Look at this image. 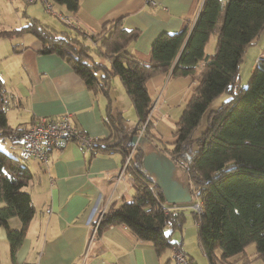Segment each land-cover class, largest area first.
<instances>
[{
	"label": "trees",
	"instance_id": "1",
	"mask_svg": "<svg viewBox=\"0 0 264 264\" xmlns=\"http://www.w3.org/2000/svg\"><path fill=\"white\" fill-rule=\"evenodd\" d=\"M49 1L75 13L80 0ZM216 27L215 49L207 55L204 49ZM22 30H29L40 41V54L64 59L89 90L104 92L95 76L97 70L103 72L105 82L111 76L120 79L139 125L145 124V138L171 160L187 165L192 194L201 203V214L192 211V216L198 224L199 246L209 264L264 261V55L256 60L247 86H238L245 52L264 30V0H227L224 4L221 0H203L191 29L184 26L176 33L159 34L145 58L128 52L139 31L124 29L122 19L105 23L98 34L83 30L58 33L37 21ZM16 33L0 31V37ZM94 55L109 66L97 62ZM165 74L196 78L172 143L156 137L149 115L152 99L147 82ZM221 94L228 99L208 113L206 127L196 137L194 133L208 106ZM3 98L0 81V139L14 144L26 128L8 126L1 108ZM124 121L121 113L112 114L107 109L104 124L108 135L95 140L89 150L92 156L120 154L124 163L130 152L128 140L141 129L127 131ZM141 159L142 154L135 149L124 170L132 196L121 205L112 203L106 208L97 232L124 225L137 240L151 243L160 256L179 246L171 236L181 229L184 211L164 201L161 192L147 180ZM31 176L17 159L0 150V201L4 204L0 227L6 231L11 253L20 246L34 214L30 196L24 191ZM12 218L20 222L19 229L10 228ZM249 244L255 246L252 260L244 252Z\"/></svg>",
	"mask_w": 264,
	"mask_h": 264
},
{
	"label": "crops",
	"instance_id": "2",
	"mask_svg": "<svg viewBox=\"0 0 264 264\" xmlns=\"http://www.w3.org/2000/svg\"><path fill=\"white\" fill-rule=\"evenodd\" d=\"M221 1L224 4L227 0ZM202 3L203 0H80L75 13H69L60 5H52L55 14L44 9L43 12H23L21 16L28 19L25 26L16 12L12 22L0 24V31H17L0 37V81L4 96L1 108L8 126L25 129L41 119L57 120L69 114L78 130L88 136L105 138L108 135L104 124L107 109L124 117L119 104L125 98L130 111L133 110L117 76L105 82L103 72L95 71L107 94L95 92L86 87L64 59L54 54H40V41L29 30H22L32 21L58 33L83 30L98 34L105 23L122 19L124 29L139 31L137 39L128 45V52L145 58L159 34L176 33L184 26L191 29ZM59 16L70 19L72 25L62 22ZM216 29L215 42L218 27ZM262 34L253 46L258 42L264 46ZM95 60L109 66L105 59ZM195 83V77L177 79L167 74L147 82L152 99L153 133L163 142L175 140L176 123ZM154 109L158 112L156 115ZM133 118L132 123H137V118ZM133 127L136 125L125 129L138 128ZM2 141L8 144L10 151L23 156L15 158L32 175L24 191L30 196L34 214L14 253L10 251L5 229L0 227V264H165L173 254L170 250L168 255H156L151 243L137 240L124 225L97 232L102 212L112 203L121 205L133 193L128 176L122 174L119 178L120 154L92 156L76 143L68 142L49 153L47 166L34 158L41 166L37 163L32 166L23 163L28 156L20 141L14 144L8 139ZM2 207L4 204L0 201ZM9 226L19 229L20 222L12 218ZM188 234L191 237L192 230H188ZM172 240L183 250L180 240ZM185 254L191 264L192 258Z\"/></svg>",
	"mask_w": 264,
	"mask_h": 264
},
{
	"label": "rangeland",
	"instance_id": "3",
	"mask_svg": "<svg viewBox=\"0 0 264 264\" xmlns=\"http://www.w3.org/2000/svg\"><path fill=\"white\" fill-rule=\"evenodd\" d=\"M149 3L153 7L156 6V3L155 2L153 3V1H149ZM43 9H44V11L47 12L50 8L47 9L46 8V4L44 2H42V1H36V2L29 3V2H26L25 0H0V24H8V23L12 22L13 21V18H14V14L16 12H17V14L20 17H22L21 15L23 14V12H26L27 11V13H30L32 10H38V11L41 10L43 12ZM54 10L56 11V8H54ZM48 13L55 14V12L53 11V7H52V12H48ZM61 17H63V16H59V18L61 19V21L64 22ZM22 19H23V22H24L22 26H25L26 23H27V21H28V19H26L25 17H22ZM216 32H217V29L210 36V39L207 42L206 47H205V54H212L213 53V51L215 49V36H216ZM262 33H263L262 35H264V30H263ZM259 43L260 42L256 43L255 46L250 47L246 51V53H245V55L243 57L242 63L240 65L239 80H238V86L240 88H245L247 86V84H248V82H249V80H250V78H251V76L253 74V71H254V68H255V65H256L255 62H256L257 58H259L263 54L264 46L263 45H260ZM88 54H90L91 56H93V52L92 51H88ZM95 59H98V58L96 57ZM157 76H161V75H157ZM157 76H155V77H157ZM193 77H195V76H193ZM193 77H191V78H193ZM183 78H185V77H183ZM227 99H228V96L226 94H221L217 98H215L213 100V102L208 106V109H207L206 113L203 115V117L201 119V123H200L199 127L197 128V130L194 133V135L196 137L199 136V134L206 127V118H207L208 113L210 111L216 110ZM119 107L122 110L123 114L125 115L124 116V118H125L124 124H125L126 129L128 130L129 126H132V124H133V126L136 125V127H133V128H137V127L139 128L140 127L141 129H140L139 134L140 135H143V129H144L145 124H141V125L138 126V124H139L138 123V120L136 121L137 123H132L135 120V118H133V116L136 117V115H135L134 110H131L130 111L129 107L127 106V104L125 102V98L119 104ZM151 109H152V106H151ZM151 111L152 110H150V114L149 115H151ZM154 113H155V115L158 113L156 109H154ZM115 143H116V141H115ZM135 149H136L135 147L130 148V151L134 152ZM0 150H2L3 152H5L6 154L10 155L14 159H17L15 157H19L20 156V155H18L16 153V151H13V152L10 151L8 149V144L6 142L4 143L2 141V139H0ZM11 152L13 154H15L16 156L15 155L14 156L11 155L12 154ZM20 158H23V156H20ZM125 162H126V158L124 160V163L123 164L121 163L120 172H119L120 177L119 178H121V175L124 174V170L126 169V167L128 165V163H127L126 166H125ZM23 163H25L26 165L28 163H30V164H32V166L34 164H36V163L38 165L41 164V163L39 164L37 161H35L30 156H28L27 161H24L23 160ZM44 165L47 166V164H44ZM181 165H183V164L181 163ZM181 169H182V167H181ZM190 204H191V206H187V207H184V208H179V209H182L184 211V223H183L181 229L179 230V231L182 232V235L184 237V240L182 239L181 233L179 231H177V230L175 231V233H173V236L174 237H172V238L173 239H176L177 241L178 240L181 241V243L183 244V250L182 251L184 253L187 252L188 253V256H190L192 258L191 264H209V262L207 261L206 257L204 256L202 250H200L201 248L199 247L198 240H197L198 238H197L196 222H195V220L193 219V216H192V211L193 212L195 211L194 210L195 205L197 204L200 207L201 203L196 198V196H193V194H192V200H191V203ZM190 204H188V205H190ZM173 207L178 208L177 206H173ZM102 216H103V212L100 215V217L98 218L97 226H98V224H99ZM188 230H192L191 237H190V234H188ZM174 248L175 247H173V249L171 250V253H173ZM244 252H245V256L249 260H252L253 257L255 256V246H254V244H249L248 246H246ZM165 254H167V255L170 254V250H167L165 252ZM169 258H170L169 259L170 260V263L169 264H175V262L173 260V254ZM247 264H264V261H262L260 259H257V260H253L251 262H248Z\"/></svg>",
	"mask_w": 264,
	"mask_h": 264
},
{
	"label": "built area",
	"instance_id": "4",
	"mask_svg": "<svg viewBox=\"0 0 264 264\" xmlns=\"http://www.w3.org/2000/svg\"><path fill=\"white\" fill-rule=\"evenodd\" d=\"M32 3L42 1L46 4L47 12H52V4L49 0H25ZM154 3V2H153ZM67 25H72L70 19L61 17ZM97 137L88 136L78 130L70 119L69 114H63L57 120L41 119L39 122L30 125L19 136L18 140L27 156L34 158L40 163L47 164L48 155L52 150L62 147L68 142L76 143L80 148L89 151ZM132 151L126 157V164L129 162ZM120 176V175H119ZM193 209V208H192ZM194 210L197 215L201 214L199 205H195ZM196 227L198 224L196 223ZM173 260L175 264H188V258L180 246L173 250Z\"/></svg>",
	"mask_w": 264,
	"mask_h": 264
},
{
	"label": "water",
	"instance_id": "5",
	"mask_svg": "<svg viewBox=\"0 0 264 264\" xmlns=\"http://www.w3.org/2000/svg\"><path fill=\"white\" fill-rule=\"evenodd\" d=\"M127 145L141 152L142 169L147 180L161 192L168 205L184 208L191 203L192 190L187 165L183 167L181 163L168 158L139 132L130 137Z\"/></svg>",
	"mask_w": 264,
	"mask_h": 264
}]
</instances>
